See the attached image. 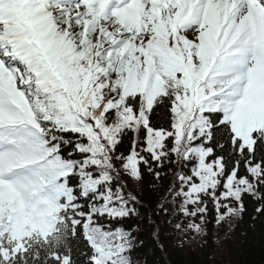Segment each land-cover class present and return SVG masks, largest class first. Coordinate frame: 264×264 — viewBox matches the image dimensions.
I'll use <instances>...</instances> for the list:
<instances>
[{
    "label": "snow or ice",
    "instance_id": "6c2138e0",
    "mask_svg": "<svg viewBox=\"0 0 264 264\" xmlns=\"http://www.w3.org/2000/svg\"><path fill=\"white\" fill-rule=\"evenodd\" d=\"M173 157L191 230L264 215V0H0V264H133Z\"/></svg>",
    "mask_w": 264,
    "mask_h": 264
},
{
    "label": "trees",
    "instance_id": "16d2710c",
    "mask_svg": "<svg viewBox=\"0 0 264 264\" xmlns=\"http://www.w3.org/2000/svg\"><path fill=\"white\" fill-rule=\"evenodd\" d=\"M129 144L126 140L121 150L126 151ZM190 168L173 157L152 172L143 167L140 180L121 171L125 193L136 198L129 205L136 215L123 221L134 235L133 264H264V215L255 211L260 203L249 196L244 197L246 210L240 218L218 225L209 202L203 232L188 227L193 220L201 221L183 215L182 197L176 193L180 189L177 175L189 173ZM155 171L160 172L159 178Z\"/></svg>",
    "mask_w": 264,
    "mask_h": 264
}]
</instances>
